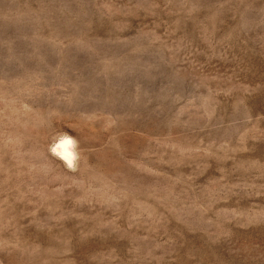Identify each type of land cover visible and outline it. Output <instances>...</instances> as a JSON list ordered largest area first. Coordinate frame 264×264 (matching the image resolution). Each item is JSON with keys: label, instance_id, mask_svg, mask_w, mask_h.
<instances>
[{"label": "rangeland", "instance_id": "obj_1", "mask_svg": "<svg viewBox=\"0 0 264 264\" xmlns=\"http://www.w3.org/2000/svg\"><path fill=\"white\" fill-rule=\"evenodd\" d=\"M0 264H264V0H0Z\"/></svg>", "mask_w": 264, "mask_h": 264}, {"label": "clouds", "instance_id": "obj_2", "mask_svg": "<svg viewBox=\"0 0 264 264\" xmlns=\"http://www.w3.org/2000/svg\"><path fill=\"white\" fill-rule=\"evenodd\" d=\"M49 151L61 159L69 169H74L79 159V147L75 138L67 134H59Z\"/></svg>", "mask_w": 264, "mask_h": 264}]
</instances>
